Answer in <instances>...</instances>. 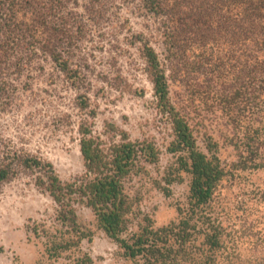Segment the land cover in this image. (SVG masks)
Segmentation results:
<instances>
[{
  "label": "trees",
  "instance_id": "1",
  "mask_svg": "<svg viewBox=\"0 0 264 264\" xmlns=\"http://www.w3.org/2000/svg\"><path fill=\"white\" fill-rule=\"evenodd\" d=\"M103 1L0 0V113L20 88L29 90L33 74L45 71L43 63H50L73 89H85L84 68L74 60L82 59L83 43L105 16ZM140 2L143 12L162 21L166 63L143 34H133L128 41L140 45L157 111L170 130L166 149L174 158L164 176L152 181L171 196L172 186L188 177L187 203L178 206V218L155 227L146 216L132 230L141 196L130 185L138 178L152 179L149 167L160 163L162 152L154 140H132L115 123L106 122L104 132H96L98 113L84 93L76 97L85 114L77 128L84 172L63 181L50 161L0 139V185L32 174L35 186L56 204L58 226L32 228L37 237L45 238V260L78 253L75 264H94L81 250L94 232L80 221V206L91 210L98 228L133 264H232L225 254L218 204L219 187L230 174L212 137L206 138L207 152L200 148L199 123L194 125L173 102L171 80L184 75L187 89L194 96L212 98L242 133L236 169L264 171V0ZM249 105L255 108L251 116L244 113ZM63 117L68 119L63 115L59 120Z\"/></svg>",
  "mask_w": 264,
  "mask_h": 264
},
{
  "label": "rangeland",
  "instance_id": "2",
  "mask_svg": "<svg viewBox=\"0 0 264 264\" xmlns=\"http://www.w3.org/2000/svg\"><path fill=\"white\" fill-rule=\"evenodd\" d=\"M103 3L107 10L103 20L97 22L89 40L83 43L82 59L74 60L84 68L85 89H73L50 63H43L45 71L33 74L29 90L20 88L10 107L0 113V139L14 149L50 161L63 181L81 175L84 162L77 128L85 114L78 109L76 97L87 94L98 113L94 120L96 132L103 133L106 122L115 123L132 140L149 138L160 148V163L149 167L152 179L138 178L130 185L131 191L141 196L131 228L136 230L146 216L154 220L155 227L166 226L178 218V206L187 203L189 179L174 184L171 196H165L153 185L152 180H160L174 161L166 149L170 130L157 111L140 45L132 46L128 41L133 34H143L166 63L163 24L161 19L141 10L140 0ZM185 80L184 75L171 80V98L194 125L199 123L198 144L203 151L207 152V136L218 143L217 155L230 174L218 190L225 254L230 255L232 264H264V171L235 168L239 159L236 146L240 145L242 133L212 98L194 96ZM253 112L251 105L244 110L247 116ZM63 115L68 119L63 117L60 121ZM34 180L32 174L23 173L0 185V264H75L78 253H68L56 261L44 258L45 238L37 237L32 228L37 224L57 227V206L35 186ZM77 210L80 221L94 232L92 241L84 240L81 246L94 264H133L98 228L90 209L78 206Z\"/></svg>",
  "mask_w": 264,
  "mask_h": 264
}]
</instances>
